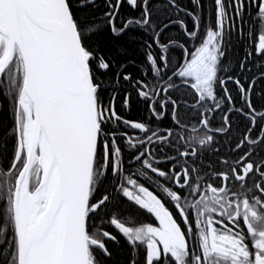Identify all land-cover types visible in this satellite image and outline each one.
<instances>
[{"label":"snow or ice","instance_id":"1","mask_svg":"<svg viewBox=\"0 0 264 264\" xmlns=\"http://www.w3.org/2000/svg\"><path fill=\"white\" fill-rule=\"evenodd\" d=\"M0 114V264H264V0H0Z\"/></svg>","mask_w":264,"mask_h":264},{"label":"trees","instance_id":"2","mask_svg":"<svg viewBox=\"0 0 264 264\" xmlns=\"http://www.w3.org/2000/svg\"><path fill=\"white\" fill-rule=\"evenodd\" d=\"M183 2L185 3V4H188L189 3V0H183ZM3 119V116H2V114H0V120H2ZM119 246H117V248H118Z\"/></svg>","mask_w":264,"mask_h":264}]
</instances>
